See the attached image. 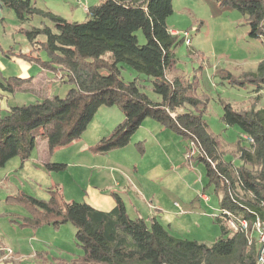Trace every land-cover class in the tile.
<instances>
[{
  "label": "trees",
  "instance_id": "trees-1",
  "mask_svg": "<svg viewBox=\"0 0 264 264\" xmlns=\"http://www.w3.org/2000/svg\"><path fill=\"white\" fill-rule=\"evenodd\" d=\"M220 9L231 8L245 19L249 39L264 43V0H214ZM0 8L14 12L23 24L33 16L51 22L49 26L21 30L32 48L27 53H8L41 69L60 75L69 84L64 98L53 96L32 104L16 106L0 116V168L13 159L23 163L36 146V136L46 141L52 154L80 140L100 107L117 106L123 114L107 137L88 148L92 154H106L124 148L142 122L149 118L192 143L196 159L206 167L208 184L219 198L220 210L248 221L246 231H233L219 225L221 236L211 245L173 236L155 219H130L122 200L114 196L110 212L95 210L85 203L65 201L58 189L49 191L47 201L22 193L8 196L6 204L23 206L29 216H13L10 223L19 228L38 229L64 224L75 228V241L82 256L56 264H256L258 247L252 236L256 216L264 220V106L257 108L258 95L248 108L223 105L222 121L250 137L247 147L240 143L236 155L241 165L223 159L225 151L212 135L201 112L179 110L196 108L206 95L195 96L198 84L181 78L169 80L167 70L176 63L174 50L184 42L167 27L173 13L172 0H102L88 8L84 22H70L49 11L32 6L28 0H0ZM141 31L145 44L136 33ZM44 36L45 41H38ZM45 50L47 60L38 54ZM4 53V52H3ZM5 54V53H4ZM129 67L150 79L160 102L142 93L136 78L124 82L120 69ZM232 85L253 86L264 91V59L254 71L225 77ZM32 78L0 79V88L14 92L29 87ZM191 152V149H189ZM47 171H61L62 164H45ZM242 196H239V194ZM224 216H218L220 224Z\"/></svg>",
  "mask_w": 264,
  "mask_h": 264
},
{
  "label": "rangeland",
  "instance_id": "rangeland-1",
  "mask_svg": "<svg viewBox=\"0 0 264 264\" xmlns=\"http://www.w3.org/2000/svg\"><path fill=\"white\" fill-rule=\"evenodd\" d=\"M28 1L37 9L49 11L67 21L84 22L87 19V15L83 12L84 8L96 6L102 0ZM172 7L173 13L167 21L169 28L177 29L179 33L188 31L191 41L190 45L182 42L174 50L176 70L185 81L193 83L195 80L198 84L195 96H207V99H202V104L197 109L186 106L179 111L201 112L210 132L223 146L225 151L223 159L226 162L232 161L235 167H239L241 162L237 157L235 158L237 146L240 143L241 146L247 147L249 143L237 127H229L223 123L221 119L223 105L230 104L235 109L248 108L258 95L257 108H261L264 106V91L262 90L257 94L253 86L249 84L232 85L225 77L227 74L236 76L243 71H254L258 62L264 59V43L248 38V27L244 17L238 11L224 8L217 12L218 8L214 0H172ZM42 26H52V24L49 20L37 15L21 24L13 11L0 8V79L3 76L18 77L21 74L22 70L17 62L20 59L11 56L8 52L27 53L32 46L22 31ZM136 35L139 44H145L146 41L142 32L138 31ZM179 36L182 38L181 35ZM37 40L45 41V37L39 36ZM38 54L42 60L48 59L45 50H40ZM33 65L37 67L36 64ZM120 72L121 78L126 83L134 81L136 78L140 91L152 102L161 101V98L153 92L148 77L133 71L129 67H122ZM33 75H35L34 72L30 76ZM53 81L55 84L50 86V92H53L52 96L64 98L71 86L61 83L60 75L55 76ZM48 94L47 91L40 90V100ZM123 119V114L117 106L100 107L80 140L70 146L60 148L50 155L47 151L46 142L36 136L34 155H37L39 159L46 160V164H62L65 168L58 172L47 171L45 168L41 170L46 177L45 179L49 181L48 186L45 185L44 179L39 182L35 179L38 184L30 179L32 177L28 176L32 172L23 179L17 176L13 178L14 181L2 183L0 184V199L4 195L8 197L10 194L12 196L22 193L37 200L47 201L50 190L58 189L62 193V187L66 186L69 190V186L73 185L74 187L71 189L78 188L83 191L92 175L100 173L119 175L127 181L129 176L133 174L134 167L147 176L150 175L147 171L150 163L160 162L162 165L169 166L167 176H170L174 183L183 179L190 188L200 189V191L203 188L205 194L211 197L208 208H205L204 205L200 206L205 212V216L199 218L198 225L184 233L173 232L172 234L178 238L196 240L206 245L213 244L221 236L220 227L215 221V218L220 214V206L213 185L208 184L206 167L203 162L196 159L197 152H190L189 141L177 134L172 139H167L164 136L167 140L165 145L169 144L170 147L160 145L156 148V146H152L153 141H148L149 144H146L145 139H151V136H147L146 131L139 129L131 136L130 140L132 139V141L127 148L125 146L106 154H92L88 151V148L96 145L102 138L109 136L112 130L123 122ZM96 155L102 156L96 157ZM25 162H20V166H23ZM201 177L204 182L203 186L200 184ZM178 183L180 187V182ZM174 187H178V185L175 184ZM173 195L175 197L172 200H175L179 209L190 206L186 197H183L184 194L179 193L177 195L175 193ZM239 196L242 194L240 193ZM77 197L79 196L77 195ZM63 198L66 201L64 195ZM6 205L18 207V209L27 212L23 206L18 204ZM0 207L6 206L2 202ZM200 207L198 205V208ZM28 229L31 233L36 232L37 234L36 236L31 234L33 238L27 241V246H35L42 242L48 252L47 261L50 264H56L60 259L71 261L83 254L74 238L76 230L69 223L62 225L59 229H54L52 226ZM252 236L256 237L255 234ZM26 238L28 240L29 237Z\"/></svg>",
  "mask_w": 264,
  "mask_h": 264
},
{
  "label": "crops",
  "instance_id": "crops-1",
  "mask_svg": "<svg viewBox=\"0 0 264 264\" xmlns=\"http://www.w3.org/2000/svg\"><path fill=\"white\" fill-rule=\"evenodd\" d=\"M216 7L218 8L217 12H219L220 8L217 4ZM83 12L88 18V8L85 7ZM49 27L53 29L52 26ZM167 27L171 34L177 35L176 33H179L177 29H170L168 23ZM41 41L44 42V40ZM20 60H17V62L22 72L17 78H32V82L29 87H22L14 92L4 91L0 88L1 117L6 116L13 107L40 101V90L49 93L45 98L53 97V92H50V86L51 84H55L53 80L55 76L58 77L59 74L55 75L54 73L41 69L38 65L36 67L32 63ZM33 72L35 75L30 76ZM3 77L8 78L5 76ZM166 77L169 80L173 78L183 79L176 70L175 64L167 70ZM139 129L146 131L147 136H151V139H145L146 144H149L148 141H153L152 146H156V148L160 145L163 147H170L169 144L165 145L167 141L166 138L172 139L175 138L176 135L171 130L164 129L152 119H145L138 130ZM164 136L166 138H164ZM130 141H132V139ZM130 144L131 142H129L127 146ZM127 146L125 148H127ZM32 152L31 157L23 166H20L21 161L19 158L9 160L5 166L0 169V184L8 183L10 180L14 181L13 178L17 176L23 179L28 173L32 172L31 175L28 176L32 177L30 179L33 181L37 179V182L44 179L45 185L48 186L49 181L45 179L46 177L41 172V170H44L46 160L39 159L37 155L35 156V150ZM48 154L50 155L49 152ZM97 156L102 155H96V157ZM169 164L171 166V163ZM149 167L147 171L150 175L147 176L141 173L138 168L134 167L133 174L129 176V180L127 181L119 175L115 176L104 173L92 175L91 178L88 179L83 191L78 188L73 190L71 187L74 186L70 185L69 190H67L66 186L62 187V193L68 202L76 201L85 203L101 212H110L115 207L116 203L113 196L115 194L122 200L126 213L130 219L141 218L147 224L150 223L151 219H155L171 234L173 232L184 233L198 225L199 218L205 216V212L200 206L204 205L205 208H208L211 197L205 194L204 190H202L203 188L201 191L200 189L194 190L190 188L187 183H184L183 179L175 180L176 182L174 183V180L170 176H167V173H169V166H166V164L162 165L160 162H155L153 164L150 163ZM36 181L35 183L38 184ZM178 182H180V187ZM175 184H177L178 187H174ZM200 184L202 186L204 185L202 177ZM175 193H177V195H179V193L184 194L183 197H186L190 206L184 209L176 207L175 200H172L174 199L173 197H175L173 195ZM77 195L79 197H77ZM6 197L7 195H4L0 199V203L3 202L4 206H6L0 207V264H50L47 261L48 252L42 242L37 243L35 246H27V241L33 238L31 234L36 236L37 233H31L28 228H19L10 223L13 216L28 217L29 214L22 209H18V207L6 205ZM217 202H219V198ZM198 205L200 208H198ZM216 219L217 217L215 221ZM218 225L228 227L226 219H221V223ZM26 237H29L28 240Z\"/></svg>",
  "mask_w": 264,
  "mask_h": 264
},
{
  "label": "built area",
  "instance_id": "built-area-1",
  "mask_svg": "<svg viewBox=\"0 0 264 264\" xmlns=\"http://www.w3.org/2000/svg\"><path fill=\"white\" fill-rule=\"evenodd\" d=\"M178 34L182 36L186 45L191 44L190 33L188 31H183L182 33ZM245 139L248 141V143L251 142L250 137L245 136ZM189 144L191 153L194 151L196 152L194 145L192 143ZM175 206L179 207L177 203H175ZM219 216L226 217L227 225L233 231H246L249 226L247 220L239 219L226 210H220ZM252 233L256 235L255 240L258 247V257L256 264H264V220L258 216L255 217L252 223Z\"/></svg>",
  "mask_w": 264,
  "mask_h": 264
}]
</instances>
